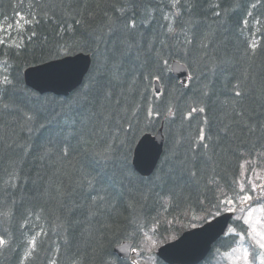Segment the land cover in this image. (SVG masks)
Instances as JSON below:
<instances>
[{
	"label": "trees",
	"instance_id": "obj_1",
	"mask_svg": "<svg viewBox=\"0 0 264 264\" xmlns=\"http://www.w3.org/2000/svg\"><path fill=\"white\" fill-rule=\"evenodd\" d=\"M18 18L0 39V264H133L115 247L143 253L150 232L166 242L246 202L242 168L264 162V0H0V26ZM77 53L92 66L68 97L26 86L27 68ZM162 125L144 177L135 147Z\"/></svg>",
	"mask_w": 264,
	"mask_h": 264
},
{
	"label": "water",
	"instance_id": "obj_2",
	"mask_svg": "<svg viewBox=\"0 0 264 264\" xmlns=\"http://www.w3.org/2000/svg\"><path fill=\"white\" fill-rule=\"evenodd\" d=\"M92 57L78 53L27 68L24 72L26 85L40 95L52 94L68 97L77 90L90 72ZM172 73L185 85L189 79L187 66L180 61L171 65ZM157 94H161L159 81L155 82ZM163 127L156 134H145L135 150L133 165L142 176L153 174L164 150ZM234 213L226 212L216 216L200 227L187 230L176 240L162 245L157 257L166 264H200L211 252L230 226ZM133 242H124L115 247V254L137 264L139 254L134 251Z\"/></svg>",
	"mask_w": 264,
	"mask_h": 264
},
{
	"label": "rangeland",
	"instance_id": "obj_3",
	"mask_svg": "<svg viewBox=\"0 0 264 264\" xmlns=\"http://www.w3.org/2000/svg\"><path fill=\"white\" fill-rule=\"evenodd\" d=\"M20 25L21 18L11 24L1 25L2 42L15 43ZM123 99L122 102H124ZM240 187L246 202L239 206H229V211L235 213L236 219H241L248 225L249 232L245 235L231 227L226 235L237 234L238 242L226 253L216 252L211 264H261L264 260V249L259 247L260 244H264V162L256 161L243 166ZM200 219L201 217L195 221ZM196 225L200 226L199 223L193 226ZM170 239L168 242L174 240L173 237ZM166 242H160L152 235V232L148 233L143 243V253L142 250L136 249V252L140 254L137 264H156V252Z\"/></svg>",
	"mask_w": 264,
	"mask_h": 264
},
{
	"label": "snow or ice",
	"instance_id": "obj_4",
	"mask_svg": "<svg viewBox=\"0 0 264 264\" xmlns=\"http://www.w3.org/2000/svg\"><path fill=\"white\" fill-rule=\"evenodd\" d=\"M131 27H135V22L134 21L132 22ZM236 95L239 96L240 93L237 92ZM4 244H5V241L3 239H0V245H4ZM259 247L264 249V244H260ZM261 264H264V260L261 261Z\"/></svg>",
	"mask_w": 264,
	"mask_h": 264
},
{
	"label": "bare ground",
	"instance_id": "obj_5",
	"mask_svg": "<svg viewBox=\"0 0 264 264\" xmlns=\"http://www.w3.org/2000/svg\"><path fill=\"white\" fill-rule=\"evenodd\" d=\"M161 2V1H160ZM47 6V5H46ZM100 6V5H99ZM132 6V5H131ZM157 6V5H156ZM129 7V6H128ZM167 12V11H166ZM72 15V14H71ZM162 15V14H161ZM80 17V16H79ZM115 17V16H114ZM83 18V17H82ZM78 19V18H77ZM121 21V20H120ZM80 22V21H79ZM102 23V22H101ZM145 24V23H144ZM146 25V24H145ZM155 28V27H154ZM147 30V29H146ZM148 31V30H147ZM17 34V33H16ZM31 34V33H30ZM13 39V38H12ZM20 39V38H19ZM8 52V51H7ZM1 58V57H0ZM57 97H64V96H57ZM5 163V162H4ZM9 163V162H8ZM14 183V182H13Z\"/></svg>",
	"mask_w": 264,
	"mask_h": 264
}]
</instances>
